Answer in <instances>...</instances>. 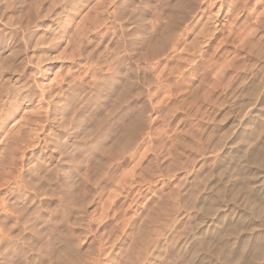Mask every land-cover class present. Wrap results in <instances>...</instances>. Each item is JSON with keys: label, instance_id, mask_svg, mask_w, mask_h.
Segmentation results:
<instances>
[{"label": "rangeland", "instance_id": "rangeland-1", "mask_svg": "<svg viewBox=\"0 0 264 264\" xmlns=\"http://www.w3.org/2000/svg\"><path fill=\"white\" fill-rule=\"evenodd\" d=\"M117 1L0 0V264H264V0Z\"/></svg>", "mask_w": 264, "mask_h": 264}, {"label": "bare ground", "instance_id": "bare-ground-1", "mask_svg": "<svg viewBox=\"0 0 264 264\" xmlns=\"http://www.w3.org/2000/svg\"><path fill=\"white\" fill-rule=\"evenodd\" d=\"M119 1H120V0H118L117 2H119ZM110 3H111V2H110ZM117 4H118V3H117ZM134 4H135V0H127L126 4H125V6H124V10H123V12H124V11H125V12L127 11V9H128L127 6H128V5L131 6V5H134ZM114 5H116V2H114ZM122 5H123V4H122ZM119 11H120V10H119ZM228 11H229V10H228ZM106 13H108V12H106ZM110 13H111V12H110ZM113 14H115V13L113 12ZM113 14H112V15H113ZM161 14H162V13H161ZM114 16H115V15H114ZM226 16H227V12H226V14H222V17H221V18H222V20H223V23H224V21H225ZM160 18H161V17H160ZM100 19H101V17L99 18V20H100ZM100 21H101V20H100ZM222 25H223V24H222ZM122 30H123V29H122ZM126 30H127V29H126ZM134 48H135V47H134ZM149 55H151V54H149ZM154 55H155V54H154ZM206 55H207V54H206ZM193 61H194V60H193ZM94 70H95V69H94ZM71 73H72V72H71ZM90 80H91V79H90ZM92 82H93V81H92ZM76 85H77V84H76ZM116 87H117V86H116ZM63 113H64V111H63ZM256 113H257V112H256ZM48 118H49V117H48ZM136 129H137V128H136ZM131 131H132V130H131ZM88 138H89V137H88ZM72 140H73V139H72ZM46 145H47V144H46ZM82 145H83V144H82ZM45 147H46V146H45ZM59 148H60V147H59ZM90 151H91V150H90ZM22 156H23V155H22ZM85 156H86V155H85ZM13 161H14V160H13ZM109 165H110V164H109ZM47 171H48V170H47ZM15 173H16V172H15ZM16 174H17V173H16ZM261 175H262V174H261ZM87 176H88V175H87ZM263 176H264V175H263ZM262 178H263V177H262ZM13 179H15V178H13ZM13 179H12V180H13ZM5 180H6V179H5ZM68 180H69V179H68ZM97 182H98V181H97ZM2 185H3V184H2ZM22 187H23V186H22ZM262 187H263V186H262ZM0 189H1V188H0ZM13 190H14V189H13ZM15 191H16V190H15ZM66 193H67V192H66ZM41 196H42V195H41ZM46 196H47V195H46ZM54 197H55V196H54ZM63 197H64V196H63ZM223 200H224V199H223ZM6 201H7V200H6ZM243 201H244V200H243ZM242 204H243V203H242ZM258 204H259V203H258ZM248 205H249V204H248ZM212 206H213V204H212ZM3 207H4V206H3ZM248 207H249V206H248ZM246 208H247V207H246ZM216 209H217V208H216ZM221 209H222V208H221ZM214 211H215V210H214ZM217 211H218V210H217ZM8 213H9V212H8ZM65 213H66V212H65ZM261 213H262V212H261ZM214 214H215V213H214ZM42 215L44 216V214H42ZM42 215H41V216H42ZM32 216H33V215H32ZM39 216H40V215H39ZM41 216H40V217L36 216V218L32 219V224H31V225H32L33 227H35V226L37 225L38 222H42V223H44L43 221H45V216H44V218L41 217ZM15 217H16V216H15ZM37 217H38V218H37ZM29 218H30V217H29ZM26 220H27V219H26ZM46 220H47V219H46ZM25 224H26V222H25ZM26 225H27V224H26ZM26 225H24V226H26ZM31 225H30V226H31ZM18 226H19V225H18ZM4 227H5V226H4ZM15 228H16V227H15ZM28 232H29V231H28ZM3 234H4V233H3ZM5 235H6V234H5ZM2 242H4V241H2ZM9 242H10V241H9ZM9 242H8V243H9ZM12 243H13V242H12ZM3 245H4V247L6 248V245H7V244H6L5 242H4ZM3 245H2V246H3ZM11 245H12V244H10V246H11ZM2 246L0 247V249H2ZM8 246H9V245H8ZM23 246H24V245H23ZM14 247H16V245H15ZM14 247H12V248H14ZM8 248H9V247H8ZM9 249H10V248H9ZM17 249H18V248H17ZM17 249H16V251L19 252V249H18V250H17ZM262 249H264V248H262ZM16 251L14 250V252H16ZM2 253H3V252H2ZM10 253L14 254V253H13V249H12L11 252H10V251H7V252L5 253V255H6V256H10ZM19 254H20V253H19ZM0 257H1V256H0ZM61 258H62V257H61ZM260 260H261V259H260ZM260 260H259V261H260ZM49 262H50V261H49ZM57 262H58V261H57ZM69 262H70V261H69ZM257 262H258V261H257ZM59 263H60V262H58V264H59ZM50 264H51V263H50ZM61 264H62V263H61Z\"/></svg>", "mask_w": 264, "mask_h": 264}]
</instances>
